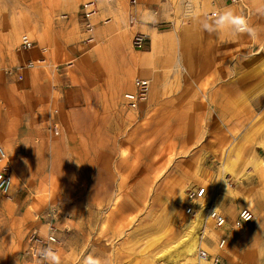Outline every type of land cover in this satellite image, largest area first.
Returning <instances> with one entry per match:
<instances>
[{"label":"rangeland","instance_id":"1","mask_svg":"<svg viewBox=\"0 0 264 264\" xmlns=\"http://www.w3.org/2000/svg\"><path fill=\"white\" fill-rule=\"evenodd\" d=\"M220 1L0 0V146L14 177L0 264H36L25 240L50 226L62 264H168L197 219L181 192L222 193L220 180L227 216L264 214V0H245L248 16ZM233 7L256 39L216 24ZM139 77L150 90L136 114L123 95Z\"/></svg>","mask_w":264,"mask_h":264},{"label":"built area","instance_id":"2","mask_svg":"<svg viewBox=\"0 0 264 264\" xmlns=\"http://www.w3.org/2000/svg\"><path fill=\"white\" fill-rule=\"evenodd\" d=\"M231 4H237L239 6H243L245 8L247 16H248V9L246 8L247 3L245 0H227ZM246 5V6H245ZM158 13L157 10L154 11V14L156 15ZM134 20V18H133ZM147 41V35L142 33H137L134 36L133 44L138 49H143L145 46V43ZM135 89L131 92L125 93L123 95V104L128 109L133 110L137 112L140 108V106L148 100V94L150 90V80L149 79H141L137 78L135 81ZM54 132L58 133V125H55V128L53 127ZM8 154L4 147L0 146V165L4 163V165L0 168V193L1 194H8L12 181H13V175H12V169L7 163ZM207 190L206 187L198 186L197 188H194L192 190H189L186 193L185 201H184V211L185 213L195 218L200 212L205 211L208 223H212L214 228H221L227 224V216L216 206H213V204H208L207 207H203L204 201L206 198ZM255 219V214L253 211L249 208H244L241 210L237 220H235V226H241L245 223L251 222ZM207 223V224H208ZM50 225V224H49ZM53 227H49V234L54 236L53 240H48L45 238V236L41 235L37 230H34L25 240V249H26V255L31 259L36 261L37 257L34 256V251L41 247H52L53 250H55V246L58 243V237L56 235L55 230L52 229ZM203 242H207L211 240L210 236H208L207 229L203 231L202 233ZM227 238L226 237H220L216 243L217 248L219 251H223L227 247ZM196 257H204L206 258V264H228L227 260L223 256L221 252L219 253H211L208 250L204 249L202 246H200L199 250L196 252ZM46 264V262H45ZM196 264V258L195 262Z\"/></svg>","mask_w":264,"mask_h":264},{"label":"crops","instance_id":"3","mask_svg":"<svg viewBox=\"0 0 264 264\" xmlns=\"http://www.w3.org/2000/svg\"><path fill=\"white\" fill-rule=\"evenodd\" d=\"M138 1H139V5L144 6L147 4H151V5L155 4L161 0H138ZM214 1L217 2L219 5V8H221L220 4H222L223 2L220 0H214ZM213 6L217 7L216 5H213ZM211 12L215 13L217 11L213 10ZM156 34L158 35L159 33L157 32ZM148 43L149 42L147 40L143 49H146L148 47ZM152 43L154 45V39ZM153 48L154 46L149 51L148 50L143 51V54L150 55V54H147V52H153ZM135 60L137 62H140L139 59H135ZM133 61H134V58H133ZM139 78L148 79L144 77H139ZM129 82L130 84L132 83L131 80ZM135 83H134V89H135ZM133 90H130L128 92H131ZM141 111H142V105L140 106L137 112L135 111L133 112L138 114ZM210 184H211L210 185L211 187H209V191H207V194L211 195L213 193V196H215L214 192H216V190H214L213 186L216 184L215 183H210ZM217 188L220 189L219 187ZM213 203L214 204L216 203L215 200L213 201ZM215 205L227 216L226 212L220 207L219 204L216 203ZM244 208L251 209L248 206L243 207L242 209ZM241 210L238 212L235 219H233L234 217L227 216L228 217L227 224L225 226L221 228H215L216 230H218V232H220L221 237L227 238L228 244L225 250L219 251L217 248L216 242H214V245L212 244L208 245L210 244L209 242H212L211 240L207 242H202L200 246L207 249L211 253L221 252L223 256L225 257V259L227 260L228 264H247L246 260H248L249 256H250L251 261L248 264H264V214L261 215V213L259 212L260 207H257L255 212L251 209L253 213L255 214V220L245 223L241 226H235V220H237Z\"/></svg>","mask_w":264,"mask_h":264},{"label":"bare ground","instance_id":"4","mask_svg":"<svg viewBox=\"0 0 264 264\" xmlns=\"http://www.w3.org/2000/svg\"><path fill=\"white\" fill-rule=\"evenodd\" d=\"M201 5V4H199ZM246 6V5H245ZM198 8V7H197ZM224 9V8H222ZM226 10V9H224ZM222 10L219 14H223V11ZM235 15H239L241 14V9L239 8H235L233 7L232 9H230ZM204 14L201 15V18L202 20H204L205 18L203 17ZM246 19H248L247 17H245ZM205 21V20H204ZM189 27V28H188ZM225 27H229V26H225ZM193 28L192 25H188L186 26L185 28H183V31L184 32H191L190 29ZM222 28V27H221ZM158 35L157 34H154L153 35V39H154V49L156 50L158 45H159V42H158ZM153 49V50H154ZM152 52H147V54H151ZM150 56V55H149ZM225 157V156H224ZM221 182H219V186L221 187V189H223V192L220 193L219 192H214L215 193V196H213V193L212 195L210 194H207L206 195V198H205V201H204V205H202V208L205 206L207 207L208 204H213V206H216L215 204L217 203H213V201L215 199H217V197L221 196L222 194H225V191L227 190V188L225 187L226 185V181H222L220 180ZM14 182L12 181V185H11V188H13ZM218 183V182H217ZM229 184V183H228ZM215 186V185H214ZM181 189V188H180ZM215 190V189H214ZM218 190V188L216 189ZM180 191V190H179ZM212 197L214 200H212ZM180 198L181 199H184V194L183 192H181L180 194ZM178 199V198H177ZM185 200V199H184ZM217 201V200H216ZM252 202V201H251ZM250 202V204L253 206V204ZM204 207V208H205ZM217 207V206H216ZM209 221L207 220V217H206V214H205V211L203 210V212H200L198 215H197V219L196 220H193L191 221V224H192V229H189L187 232L185 231V233L183 234V238L182 241L176 246L174 247V249H172L170 251V259H168V264H182V263H185V262H191V264H194L195 262V258H196V252L197 250H199L200 248V245L202 244L203 242V237H202V233L203 231H205L208 227H207V223ZM158 223V222H157ZM209 224V223H208ZM195 240L197 242V250L196 252H191V251H188L189 249V246L190 244L192 243V241ZM205 249V248H204ZM207 250V249H206Z\"/></svg>","mask_w":264,"mask_h":264},{"label":"clouds","instance_id":"5","mask_svg":"<svg viewBox=\"0 0 264 264\" xmlns=\"http://www.w3.org/2000/svg\"><path fill=\"white\" fill-rule=\"evenodd\" d=\"M216 24L220 27L231 26L235 29V32L238 34L247 33L252 39H256L257 32L256 29L251 27L247 19L243 16L235 15L230 9L223 11V14L219 15V18L216 20ZM205 28L211 32L212 29L209 26ZM46 239L53 240L54 236L49 233L43 234ZM197 242L195 240L189 246L188 251L196 252ZM34 256L37 257L36 264H62L61 255L53 250L52 247H41L34 251ZM83 264H112L111 256H107L103 259L95 257L92 254H89L84 258ZM196 264H206V258L196 257Z\"/></svg>","mask_w":264,"mask_h":264}]
</instances>
